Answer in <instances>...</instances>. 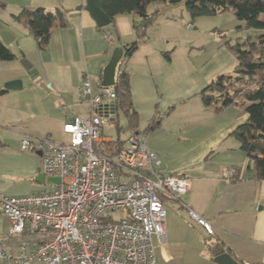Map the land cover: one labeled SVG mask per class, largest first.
<instances>
[{
    "label": "crops",
    "instance_id": "obj_1",
    "mask_svg": "<svg viewBox=\"0 0 264 264\" xmlns=\"http://www.w3.org/2000/svg\"><path fill=\"white\" fill-rule=\"evenodd\" d=\"M0 3L7 14V24L0 31L5 29L13 35L9 47L17 56L7 61L1 83L21 80V88L7 89L0 97V194L26 195L45 186L46 179L43 183L39 179L40 155L21 149L20 140L63 139L61 126L71 113L89 114L88 104L77 97L81 76L90 75L94 92L112 49L139 41L122 66L128 74L137 115L134 131L146 134L147 146L160 158L163 172L178 174L189 182L187 191L177 199L164 200L166 236L162 244L154 239L155 264H182L203 255L213 261L210 247L215 242L239 263L264 264V180L252 177L250 159L229 135L246 120L245 107L227 106L215 111L218 102H204L200 96L210 80L235 65L234 56L232 64L222 61L210 65L211 57H193L185 51L182 56V51L165 40L160 23L150 31L147 23L140 37L136 30L139 14L117 15L110 25L100 28L84 8L85 0ZM22 7L65 12L64 24L52 26L46 48L40 50L27 28L12 18ZM236 23V27L242 24ZM106 34L111 35V41ZM21 59L29 61V69L21 65ZM247 82L245 76L235 85L245 86ZM62 104L67 105L68 112L63 111ZM104 128L103 139L115 138ZM210 151L213 153L208 155ZM224 168H235L236 177H223ZM189 209L211 224L213 235L190 216ZM9 224L0 214V246L4 248ZM30 264L45 263L34 260Z\"/></svg>",
    "mask_w": 264,
    "mask_h": 264
},
{
    "label": "built area",
    "instance_id": "obj_2",
    "mask_svg": "<svg viewBox=\"0 0 264 264\" xmlns=\"http://www.w3.org/2000/svg\"><path fill=\"white\" fill-rule=\"evenodd\" d=\"M115 96V84H99L93 92L85 73L77 97L88 104L89 114L71 113L61 140H20L21 149L40 153L45 179L59 182L46 180L41 190L26 195L0 194V214L10 223L0 264H155L154 239L162 244L166 236L164 200L177 199L189 182L160 169L144 133L133 131L118 148L102 151L110 141L102 138V129L116 116ZM61 108L69 111L66 104ZM221 174L231 179L237 170L224 168ZM115 211L122 216L114 219ZM189 214L214 234L210 223L191 209Z\"/></svg>",
    "mask_w": 264,
    "mask_h": 264
},
{
    "label": "trees",
    "instance_id": "obj_3",
    "mask_svg": "<svg viewBox=\"0 0 264 264\" xmlns=\"http://www.w3.org/2000/svg\"><path fill=\"white\" fill-rule=\"evenodd\" d=\"M155 0H98L99 7L111 18L120 14H143L147 12L149 3ZM175 4L184 1L192 18L200 15H211L228 12L241 22L235 29L239 35L233 45L228 44L229 51L235 57L234 74H218L202 89L200 96L204 102L217 101L215 111L227 106H244L247 118L238 124L229 135L238 143L239 149L251 161V175L254 179L264 180V0H164ZM2 6V4L0 3ZM12 18L20 22L36 39L40 50L46 48L53 25L64 24L65 12L54 11L42 7H22ZM140 37L143 28L136 25ZM139 41L123 44L124 56L118 65L115 76L116 96L115 110L121 107L127 117V125L131 133L137 126V115L132 107L128 74L122 70V62L136 50ZM17 58L13 50L0 39V61ZM121 65V67H120ZM247 77L245 86L235 85L243 77ZM99 85V83H98ZM7 89L0 87V97ZM215 94V95H214ZM124 141L118 136L103 143V152L118 148ZM213 153L210 151L208 155ZM178 175V174H174ZM234 176L232 179H234ZM212 256L224 251L218 243L210 247ZM240 262V261H239ZM242 263V262H241ZM243 264V263H242Z\"/></svg>",
    "mask_w": 264,
    "mask_h": 264
},
{
    "label": "rangeland",
    "instance_id": "obj_4",
    "mask_svg": "<svg viewBox=\"0 0 264 264\" xmlns=\"http://www.w3.org/2000/svg\"><path fill=\"white\" fill-rule=\"evenodd\" d=\"M147 9L152 12L151 17H154L153 23L148 24L149 31L153 28L157 29L156 25L160 23V30L166 36L165 40H170V46L175 45L179 52L182 51V56H184L183 51H185L190 52L189 54L192 53L193 57H196L197 54L204 55L207 58L211 57L212 59L208 65L212 62L221 63L222 61H226L227 64H232L234 57L228 49V44L233 45L238 40L237 37L239 35H246L245 32H236L237 19L228 12L200 15L192 18L187 11L184 1L171 4L163 0L151 2ZM118 17L122 16L120 15ZM124 17L134 16L127 14ZM3 24H7V14L0 9V27ZM124 63L122 62L121 65L124 66ZM232 65L222 73L233 74L234 66ZM5 68H7V61H0L1 86L5 83H1L2 72ZM104 132L114 137L118 136L122 139L128 138L129 128L127 125V117L121 107H117L115 119L107 124ZM110 215L114 219H118L122 216V212L115 211L111 212ZM182 264H214V262L206 255H203L202 258L193 257L186 259Z\"/></svg>",
    "mask_w": 264,
    "mask_h": 264
},
{
    "label": "water",
    "instance_id": "obj_5",
    "mask_svg": "<svg viewBox=\"0 0 264 264\" xmlns=\"http://www.w3.org/2000/svg\"><path fill=\"white\" fill-rule=\"evenodd\" d=\"M80 7L78 6L77 9ZM84 8L90 13L91 17L95 21L96 25L100 28H104L111 24L112 20L107 16L105 12L99 7L98 0H85ZM141 19L139 20V24L141 27H145L147 23H151L152 17L147 16L146 14H139ZM0 39L6 44L9 45L13 39V35L7 31V30H1L0 31ZM124 56V48L123 46H117L112 49L111 56L107 64L104 66L102 70V75L99 80V84L102 86H109L115 84V76H116V70L118 68L119 63L121 62V59ZM21 65L25 69H29L31 64L27 59H21L20 60ZM3 88L5 89H19L21 88V80L20 79H11L6 81L3 84ZM112 107L114 108V102H111ZM114 120V116L110 117V121ZM39 155L40 153L37 152ZM40 182L45 181L44 175H39ZM46 180L52 181V182H59L58 177H49ZM213 261L216 264H241L237 260H235L229 253L227 252H221L216 254L213 257Z\"/></svg>",
    "mask_w": 264,
    "mask_h": 264
}]
</instances>
